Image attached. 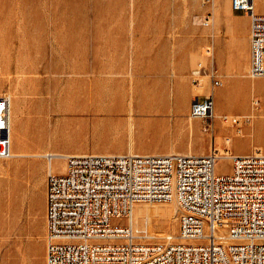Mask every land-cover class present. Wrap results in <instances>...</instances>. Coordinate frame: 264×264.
I'll list each match as a JSON object with an SVG mask.
<instances>
[{
  "label": "rangeland",
  "instance_id": "obj_1",
  "mask_svg": "<svg viewBox=\"0 0 264 264\" xmlns=\"http://www.w3.org/2000/svg\"><path fill=\"white\" fill-rule=\"evenodd\" d=\"M231 14L230 0H0V96L12 98L14 155L0 159V264H46L47 153L264 155V85L253 90L264 78L249 76L250 41L237 45L227 27L237 21L249 40V17ZM132 87L164 91V113L132 112ZM210 95L217 118L207 131L212 121L189 110ZM51 164L61 173L65 162ZM231 166L221 159L217 171ZM161 206L170 203L135 210ZM174 206L141 215L142 241L178 233Z\"/></svg>",
  "mask_w": 264,
  "mask_h": 264
},
{
  "label": "built area",
  "instance_id": "obj_2",
  "mask_svg": "<svg viewBox=\"0 0 264 264\" xmlns=\"http://www.w3.org/2000/svg\"><path fill=\"white\" fill-rule=\"evenodd\" d=\"M230 5L250 19V72L264 78V12L254 0ZM214 110L213 95L197 96L189 116L211 120L212 131ZM10 118L0 96V159L13 157ZM218 153L70 155L64 174L46 177V264H264V155L231 154V171L219 173ZM173 199L178 233L142 241L128 222L136 204Z\"/></svg>",
  "mask_w": 264,
  "mask_h": 264
},
{
  "label": "bare ground",
  "instance_id": "obj_3",
  "mask_svg": "<svg viewBox=\"0 0 264 264\" xmlns=\"http://www.w3.org/2000/svg\"><path fill=\"white\" fill-rule=\"evenodd\" d=\"M256 2H257V0H254L255 9H256ZM197 21L199 22V20H197ZM211 23H212V21L210 19V21H208V23H206V25H209ZM249 39H250V37H249ZM208 52H209L208 54L211 53L210 51H208ZM250 59H251V51H250ZM249 76L251 78L255 79V77H253L251 75L250 67H249ZM212 80H213V77H212ZM129 92H130L129 104H130V107H131V111L132 112L133 111H138V112L141 113L143 111L145 113V115L146 114H158V115H162L164 113V111H162V110L163 109L166 110L165 92L162 91V90L161 91L160 90H157L155 87L154 88H149V89H139L137 87L136 88L135 87H132V89ZM241 94H243V92H240L234 98L238 104H241V102H242V100H241ZM8 97L11 100V108H12V98L9 95H8ZM231 100H232V98H229L228 99V101H231ZM257 102H258V100H254L253 101V106H254L253 108L254 109H256V106H258ZM255 104H256V106H255ZM214 115H215V118H217V114H216V104H215ZM225 116L228 117V121H225L224 120V117ZM253 117H254V115H253ZM232 118H238L240 120L239 117H233V116H228V115H224V116L221 117V119L225 123H231L230 122V119H232ZM11 122H12V112H11L10 124H11ZM11 131H12V124H11ZM131 150L132 149H130V151ZM218 152H219V150H218ZM218 154H219V160H221V159H227V160H230V162L232 164V156H231V153L229 151H227V150L225 152L222 151V152H219ZM256 154H258V153H256ZM129 155H163V154H135V153H129ZM167 155H190V156H196V155H192V154H177V153L176 154H167ZM259 155L263 156V154H259ZM45 156L49 157V159H50L49 160L50 161V165L48 164L49 165V171L54 172V173H58V172L54 171V169L52 168V164H51L52 163V160L53 159L60 158V157H63L64 162H65L64 169H63V171L61 173H58V174H64L66 172V159L70 155H65V156L63 155L62 156V155H60L58 153H52V152H50V153H47ZM202 156H205V155H202ZM219 160H218V162H219ZM218 162H217V164H218ZM231 168H232V166H231ZM216 171H217V166H216ZM230 171H231V169H230ZM229 172H227V173H229ZM141 203H154V202H141ZM167 203H170V206H167V207L166 206L165 207H162V206L161 207H155L151 211H149L148 209L146 210V208L145 209L138 208L137 210H135V208H134L131 217L128 219V222L130 224H132L133 227L140 232V230L138 228H136L135 225H137L139 223V219H140V217H141L142 214L145 213V214L152 215V214H156V213H164V214L170 215L172 213V211L175 210V206H174L175 203L178 205V203H177V201L175 199H173L172 201H169ZM138 204H140V203H138ZM138 204H136V206ZM178 209H179V206H178ZM147 227L150 229V231L152 230V227L153 226H152L150 220H148V222H147ZM154 235H158V234L155 233ZM140 237H142V239L145 238L143 234H141ZM167 237H169V236H167ZM65 241L68 242V240H65Z\"/></svg>",
  "mask_w": 264,
  "mask_h": 264
},
{
  "label": "crops",
  "instance_id": "obj_4",
  "mask_svg": "<svg viewBox=\"0 0 264 264\" xmlns=\"http://www.w3.org/2000/svg\"><path fill=\"white\" fill-rule=\"evenodd\" d=\"M232 14H231L232 17L236 18V19H242V18L244 19L247 17L243 13L232 12ZM227 23H228L227 27L229 30H231V32H238L241 35L239 38L236 39V44L239 46H244V47L247 46L248 47L250 39L248 40V37L247 38L244 37V35H245L243 32L244 31L243 29H245L244 26H240L237 21H228ZM235 54H236V52L233 54L232 57H234ZM262 85H264V81H260V84L257 87H254L253 90H255V88H258L259 86H262ZM11 112H12V110H11Z\"/></svg>",
  "mask_w": 264,
  "mask_h": 264
}]
</instances>
